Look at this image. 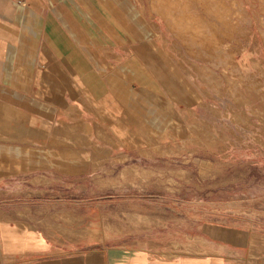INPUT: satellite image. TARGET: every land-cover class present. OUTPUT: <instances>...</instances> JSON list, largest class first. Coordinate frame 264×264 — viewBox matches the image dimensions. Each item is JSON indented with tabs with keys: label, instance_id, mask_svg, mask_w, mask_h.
Listing matches in <instances>:
<instances>
[{
	"label": "crops",
	"instance_id": "obj_1",
	"mask_svg": "<svg viewBox=\"0 0 264 264\" xmlns=\"http://www.w3.org/2000/svg\"><path fill=\"white\" fill-rule=\"evenodd\" d=\"M167 1L155 0L158 15L150 0H0V182L80 154L61 138L83 143L78 150L87 149L86 132L114 141L107 149L139 148L130 136L138 128L161 145L182 142L199 119L224 108L228 100L183 67L163 21L185 42L208 47L215 26L187 22L183 5ZM222 7L213 15L228 29ZM232 223H196L175 251L110 245L26 263L20 253L16 263L264 264V223Z\"/></svg>",
	"mask_w": 264,
	"mask_h": 264
},
{
	"label": "rangeland",
	"instance_id": "obj_2",
	"mask_svg": "<svg viewBox=\"0 0 264 264\" xmlns=\"http://www.w3.org/2000/svg\"><path fill=\"white\" fill-rule=\"evenodd\" d=\"M176 1L187 22L215 26L217 45L187 43L163 21L171 49L227 104L182 142L161 145L138 128L130 136L139 148L107 149L114 141L86 132L78 150L83 143L61 138L80 154L0 182V264L110 245L175 251L196 223H264V0ZM218 3L235 28L216 20Z\"/></svg>",
	"mask_w": 264,
	"mask_h": 264
},
{
	"label": "bare ground",
	"instance_id": "obj_3",
	"mask_svg": "<svg viewBox=\"0 0 264 264\" xmlns=\"http://www.w3.org/2000/svg\"><path fill=\"white\" fill-rule=\"evenodd\" d=\"M166 1H167V0H166ZM174 1H175V0H174ZM167 2H168V1H167ZM156 3H157V2H156ZM158 4H159V3H158ZM165 4H166V2H165ZM165 4H164V2H163L162 5H165ZM217 9H218V8H217ZM165 12H166V11H165ZM188 16H189V15H188ZM188 16H187V17H188ZM184 17H185V16H184ZM177 21H178V20H177ZM179 21H180V20H179ZM192 27H194V26H192ZM233 28H234V26H233L232 24H230V25H229V29H233ZM190 29H192V28H190ZM173 32H174V31H173ZM193 42H194V41H193ZM200 42H201V41L199 40L198 43H200ZM202 42H203V41H202ZM202 42H201V43H202ZM215 43H216V44H215ZM202 44H203V43H202ZM205 44H206V43H205V40H204V44H203V45H204V48H205ZM214 44L217 45V42H216V38H215V37H214ZM215 45H214V46H215ZM216 47H217V46H216ZM207 50H208V49H207ZM74 129H75V128H74ZM55 131H56V130H55ZM96 132H97V131H96ZM60 133H61V132H60ZM60 133H59V135H61ZM97 134H98V133H96V135H97ZM99 134H100V133H99ZM64 135H65V134H64ZM65 136H66V135H65ZM102 136H103V135H102ZM104 137H105V136H104ZM77 138H78V137H77ZM105 141H106V140H105ZM108 141H109V140H108ZM109 143H110V142H109ZM204 167H205V166H204Z\"/></svg>",
	"mask_w": 264,
	"mask_h": 264
}]
</instances>
